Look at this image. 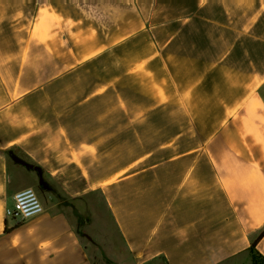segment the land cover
Masks as SVG:
<instances>
[{
  "label": "crops",
  "instance_id": "1",
  "mask_svg": "<svg viewBox=\"0 0 264 264\" xmlns=\"http://www.w3.org/2000/svg\"><path fill=\"white\" fill-rule=\"evenodd\" d=\"M94 193L134 264L264 260V0H0V264H95Z\"/></svg>",
  "mask_w": 264,
  "mask_h": 264
},
{
  "label": "rangeland",
  "instance_id": "2",
  "mask_svg": "<svg viewBox=\"0 0 264 264\" xmlns=\"http://www.w3.org/2000/svg\"><path fill=\"white\" fill-rule=\"evenodd\" d=\"M62 202L72 223L82 232L95 264H134L118 235L103 194L94 193L81 200H62ZM254 258L255 264H264L257 255L252 259L244 256L227 264H254Z\"/></svg>",
  "mask_w": 264,
  "mask_h": 264
},
{
  "label": "built area",
  "instance_id": "3",
  "mask_svg": "<svg viewBox=\"0 0 264 264\" xmlns=\"http://www.w3.org/2000/svg\"><path fill=\"white\" fill-rule=\"evenodd\" d=\"M44 211L38 193L28 188L15 195V209L9 216L19 225L42 215Z\"/></svg>",
  "mask_w": 264,
  "mask_h": 264
},
{
  "label": "trees",
  "instance_id": "4",
  "mask_svg": "<svg viewBox=\"0 0 264 264\" xmlns=\"http://www.w3.org/2000/svg\"><path fill=\"white\" fill-rule=\"evenodd\" d=\"M263 236H264V232L262 233V236H261V237H263ZM254 247H255V245H254ZM252 253H253V252H252ZM254 255H256V254H253V256H254ZM253 261H254V264H255L256 259L254 258ZM263 261H264V260H263Z\"/></svg>",
  "mask_w": 264,
  "mask_h": 264
},
{
  "label": "water",
  "instance_id": "5",
  "mask_svg": "<svg viewBox=\"0 0 264 264\" xmlns=\"http://www.w3.org/2000/svg\"><path fill=\"white\" fill-rule=\"evenodd\" d=\"M15 160H16V158L15 157H13ZM18 162H20V163H22V161H20V160H17Z\"/></svg>",
  "mask_w": 264,
  "mask_h": 264
}]
</instances>
